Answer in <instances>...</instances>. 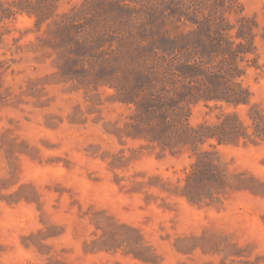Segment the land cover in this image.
<instances>
[{
    "label": "rangeland",
    "instance_id": "1",
    "mask_svg": "<svg viewBox=\"0 0 264 264\" xmlns=\"http://www.w3.org/2000/svg\"><path fill=\"white\" fill-rule=\"evenodd\" d=\"M189 1L0 0V264H264V139L192 150L148 114L192 57L170 16ZM215 2L252 25L236 81L264 117V0ZM189 107L193 128L250 124Z\"/></svg>",
    "mask_w": 264,
    "mask_h": 264
},
{
    "label": "trees",
    "instance_id": "2",
    "mask_svg": "<svg viewBox=\"0 0 264 264\" xmlns=\"http://www.w3.org/2000/svg\"><path fill=\"white\" fill-rule=\"evenodd\" d=\"M194 1L190 0L185 4L179 3L180 7L174 8L173 13L170 11L171 17L183 22V27L189 28L188 33L196 36L194 38L196 41L191 47L192 57L184 62L182 71L171 73L177 78L180 89L173 98L169 96L172 90L163 89V93L156 97L159 99L156 107L149 110L148 114L150 116L152 114L164 116L162 122L168 127L166 132L169 134L179 132L181 138L190 140L189 145L192 150H195L198 142L203 144L210 139H215L218 144L239 140L249 143L262 141L264 139V117L254 105L250 104L248 90L236 81L242 75L239 64L243 62L247 54L251 53L250 48L253 44L252 25L244 17L237 19L236 24L227 22L223 14L218 13L219 7L217 8L216 0H211L209 3L206 0ZM191 2L194 4H190ZM221 4L222 7L230 8L233 2L224 1L223 3L221 1ZM7 10L11 11L10 9ZM17 10L16 13L27 12L36 17L37 15L42 16L23 9ZM39 17H37V21H39ZM235 29L236 32L232 35L231 33ZM198 36L205 41L206 51H199V48L202 47L197 43ZM261 37L264 39V27ZM202 43L203 41H199V44ZM170 67L164 72L165 74L170 72ZM180 94H184V96L178 99ZM169 101L175 103L174 115H170L173 111H168L165 105ZM199 102H203L206 106L209 102H224L233 107L246 105L249 107L247 117L250 124L243 126L235 114L229 113L223 115V120L218 124L213 126L200 124L193 128L189 126L186 119L182 120L181 113H188L190 111L189 106ZM169 121H174L175 124ZM147 123L151 125L150 120ZM218 130L221 132L218 133ZM249 130H251L250 133Z\"/></svg>",
    "mask_w": 264,
    "mask_h": 264
}]
</instances>
